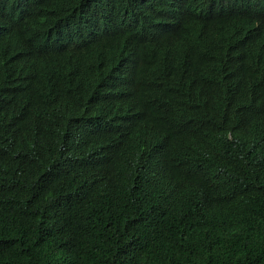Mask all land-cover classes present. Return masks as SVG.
Segmentation results:
<instances>
[{
	"label": "trees",
	"instance_id": "16d2710c",
	"mask_svg": "<svg viewBox=\"0 0 264 264\" xmlns=\"http://www.w3.org/2000/svg\"><path fill=\"white\" fill-rule=\"evenodd\" d=\"M0 264H264V0H0Z\"/></svg>",
	"mask_w": 264,
	"mask_h": 264
}]
</instances>
